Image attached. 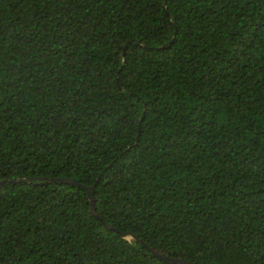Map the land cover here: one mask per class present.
I'll return each instance as SVG.
<instances>
[{
  "label": "trees",
  "instance_id": "obj_1",
  "mask_svg": "<svg viewBox=\"0 0 264 264\" xmlns=\"http://www.w3.org/2000/svg\"><path fill=\"white\" fill-rule=\"evenodd\" d=\"M0 181V264H264V0H0Z\"/></svg>",
  "mask_w": 264,
  "mask_h": 264
},
{
  "label": "water",
  "instance_id": "obj_2",
  "mask_svg": "<svg viewBox=\"0 0 264 264\" xmlns=\"http://www.w3.org/2000/svg\"><path fill=\"white\" fill-rule=\"evenodd\" d=\"M11 182H19V181H23V182H30V181H34V182H43V183H66V184H75V185H79V182L71 177H54V178H50V177H43V176H36V177H23L20 179H11ZM3 182V181H0ZM81 187L86 191L89 199H90V203H91V209L92 211L95 213V207H94V197H93V190L90 191L87 186L85 185H81ZM107 227L112 228L109 224L104 223ZM123 236H128L127 234L123 233ZM129 237H133L132 235H129ZM153 255L163 259L164 261L167 262H171V263H177V264H194L191 261L188 260H184V259H178V258H172V257H168V256H164L162 254H159L157 252H153Z\"/></svg>",
  "mask_w": 264,
  "mask_h": 264
}]
</instances>
